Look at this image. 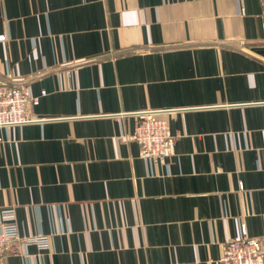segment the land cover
Returning <instances> with one entry per match:
<instances>
[{
  "label": "crops",
  "instance_id": "obj_1",
  "mask_svg": "<svg viewBox=\"0 0 264 264\" xmlns=\"http://www.w3.org/2000/svg\"><path fill=\"white\" fill-rule=\"evenodd\" d=\"M0 81L33 120L0 126L2 264H221L244 223L264 240L259 0H0ZM44 93V94H43ZM155 111L164 164L130 135Z\"/></svg>",
  "mask_w": 264,
  "mask_h": 264
},
{
  "label": "built area",
  "instance_id": "obj_2",
  "mask_svg": "<svg viewBox=\"0 0 264 264\" xmlns=\"http://www.w3.org/2000/svg\"><path fill=\"white\" fill-rule=\"evenodd\" d=\"M264 16V0H259ZM5 35L0 34V41ZM44 94V93H43ZM39 96H34L25 86H16L6 81H0V126L26 123L33 118L28 109V104H36ZM130 137L138 142L140 156L146 161L164 164L173 154L177 135L171 132L166 119L158 117L155 111H148L139 115L138 122ZM35 242L42 249L48 246L45 235L35 237L21 236L16 222L14 207L0 209V264L4 252L18 251V243ZM221 264H264V240L249 235L244 223L240 232L226 241Z\"/></svg>",
  "mask_w": 264,
  "mask_h": 264
}]
</instances>
